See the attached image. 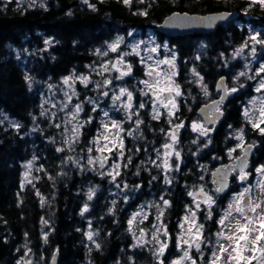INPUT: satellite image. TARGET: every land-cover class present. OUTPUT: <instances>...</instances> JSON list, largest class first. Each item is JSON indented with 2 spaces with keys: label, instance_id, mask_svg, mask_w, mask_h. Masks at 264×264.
<instances>
[{
  "label": "trees",
  "instance_id": "obj_1",
  "mask_svg": "<svg viewBox=\"0 0 264 264\" xmlns=\"http://www.w3.org/2000/svg\"><path fill=\"white\" fill-rule=\"evenodd\" d=\"M245 3L248 7L242 6L240 0H131L130 5L123 0H88V3L37 0L34 7H23L17 0H0V264H20L22 260L51 264L56 253L59 264H160L153 250L139 245L133 237L129 217L141 201L159 203L164 200L169 204L163 205V222L172 242L164 255L167 264L177 257L174 245L179 225L182 218L194 210V195L201 188L211 190L215 197L210 209L211 219H207V204L198 211L204 235L215 240V233L220 230L217 221L228 208L239 184L233 176L232 190L220 196L213 186L211 173L240 154L237 137L241 130L245 143L256 146L252 167L264 165V134L254 129L243 113L244 104L252 94L249 77L255 74L239 78L238 86L243 90L236 92L223 107L225 115L216 130L202 135L192 126L203 122L199 107L219 97L216 83L220 77L226 76L228 86L231 87V83L233 86L234 75L241 72L242 67L240 60H233L232 52L244 41L245 35L232 24L221 25L210 34L179 37L165 36L157 27L174 12L230 11L249 16L252 24L263 27L264 34V7ZM142 12L146 14H139ZM258 16L259 20L255 19ZM150 29L177 52L176 80L182 94L179 107L172 116L163 114L153 119L150 104L143 98L145 106L139 109L142 123L137 129V138L126 139L129 153L124 172L117 180L109 182L91 170H83L78 153L66 152L57 138L58 130L41 115V86L59 82L73 73L91 74L90 66L95 67L107 58L97 50L100 52L117 36L128 35L132 30L146 32ZM18 49L23 56L17 54ZM127 59L132 72L125 83L139 92L135 80L144 77V65L138 56ZM26 76L30 79L26 80ZM83 105L86 121L92 122L82 132L81 147L87 145L97 131L98 135L100 133L99 112L88 116L90 106ZM5 116L15 120L19 128L6 124ZM173 133L182 161L180 164L173 161L179 165L172 167L175 171L167 179L155 163L154 155ZM25 159L34 160L38 166L31 183L24 179ZM253 178L251 176V182ZM122 185L130 189L127 193L135 191L132 200L126 203L117 195L118 186ZM90 191L91 200L88 199ZM85 205L87 211H83ZM90 231L94 233L92 240L87 238ZM202 248L207 251L206 259L210 248Z\"/></svg>",
  "mask_w": 264,
  "mask_h": 264
},
{
  "label": "rangeland",
  "instance_id": "obj_2",
  "mask_svg": "<svg viewBox=\"0 0 264 264\" xmlns=\"http://www.w3.org/2000/svg\"><path fill=\"white\" fill-rule=\"evenodd\" d=\"M17 1L23 7H34V5L37 3V0H17ZM256 33L258 32L255 31L252 35ZM118 37L123 38L122 42L119 45L118 51L111 52L107 46L105 47V49L100 50L99 53H103L105 51L108 52V55L106 56L102 55L103 57H107V58L104 59L101 64L96 65L95 67L90 66V70L92 69L91 74L78 75L76 73H73L71 75L64 77V78L71 77V79L69 80V84L67 85L63 83L64 78H62L59 82L43 83L41 86L42 112L43 113L46 112L44 114V117L48 118L50 123L53 126H55V128L58 130L57 138L60 142H62L66 152L68 154H72V152L78 153L79 161L82 165L83 170H87V169L91 170L97 176L107 178L109 182L117 180V178L122 176L124 172L123 169L126 166L128 160L126 156L129 153V144L128 145L126 144V139L137 138V129L138 130L140 129V124L139 127H137V121L140 120H139V116L136 115V113L140 114L139 109L141 108L139 107V105L142 103L143 98L144 97L147 98V101L150 104L151 113L155 115L156 112H159V116L163 114L169 116L168 115L169 111H172L173 114L177 112L179 107L178 100L182 95L181 94L180 96H175V94L172 93L171 95L175 99L177 108L172 109L171 105H169V108H165L157 101L156 96L153 94V92L150 91L143 83H141V81L143 80H148L150 83H153L154 80L157 78L155 72L151 77L146 75L149 66L155 68L156 71H159L161 73L170 74L172 71L178 73L177 52L175 51L174 48L170 46L169 42H167L166 40L161 41L157 32L153 29H150L146 32L132 30L131 32H129L128 35L117 36L109 44L115 42ZM252 46L253 45L250 42L249 47L244 48L243 53L239 56L234 55V53L239 48L232 52L233 60H241L243 61V65L247 63L248 70L243 71L247 73L246 75H249L250 73L255 74L261 65V63L260 62L257 63V61L259 56L258 54L262 53L263 46L260 44L254 45V47L256 48V54L254 56L251 54ZM258 47L259 49H257ZM152 48H157V51L156 52L151 51ZM16 52L19 56H23L22 51L20 49H18ZM173 54H175L174 69H172L167 64H160L157 67V61L172 59ZM128 56H138L139 60L141 61V64L144 65V70H143L144 77L139 81L135 80L139 92L133 91L125 83L126 78L129 75L117 79L120 73L116 71V69L112 68V64H116L117 61L120 60L121 57H123V63L117 64V67L121 71H126L127 65L130 64L129 60L127 59ZM148 57H151V59H148ZM255 63H257V65L254 66V69H252V64ZM105 64H107L109 68L107 72L103 71V65ZM239 73L234 75L235 77L233 81V86L232 83H231V87L228 86L229 90L235 87L237 89L236 91L237 93L240 91L242 92L243 90V87L238 86L239 78L241 77L239 76ZM80 76H86L89 78V83L87 84V86H85V84L78 79V77ZM176 77L177 74L175 75V77H173V79L177 84ZM237 77L239 78L237 79ZM254 77L255 78L252 79V85H251L252 95L250 99L247 100V102L244 104L243 107V113L245 112L246 109L249 110L250 116H252V120H255L256 117L258 116V112H256L255 114L253 113H254V109L259 107V104L257 103L256 105H253L251 101L254 98L264 97V92L257 93L255 91V88L258 86V82L262 77H264L263 73H261L260 76L255 75ZM106 80H111V83L105 85ZM122 87H126L128 91H131L133 93L131 109L125 107V105L128 103L126 95L121 97L120 100L114 101L113 99V97L120 95L119 90ZM73 92L75 93V95H73ZM105 92L108 93L107 96L104 95ZM145 92H147L148 95H144L143 93ZM65 93H67V95H65ZM137 93L139 94L138 96L136 95ZM69 97H71L70 101H69ZM168 97H169L168 93H164L162 96V98L165 99V102H167ZM219 98L220 97H217L216 99ZM83 103L89 104L90 106V109L88 111V116L92 114H96L95 112H99L100 133L98 135V131L97 132L95 131L96 135H94L91 138V140L88 141L87 145L81 147L80 138L82 136V132L85 129V127L90 125V122H92V121L90 122L86 121L85 118L86 110ZM53 105H55V107H53ZM76 105H80L81 108V111H79L78 113L76 111ZM105 112L108 113L107 116L105 115ZM73 116H75V119H73ZM3 121L8 125H13V126L17 125V122L11 119L10 116H5L3 118ZM113 121L119 123L121 125V128L123 129V131L120 132V137L123 139V144H124V148L122 150L118 147L119 141H116L115 147L112 144V141L115 139V135L118 131L117 129L112 128ZM63 124H65V126ZM56 125H61V126L57 127ZM80 125H83V127H79ZM104 125H108L107 130L105 129ZM200 125L205 130L204 122L200 123ZM74 127L79 129L78 135L76 132L73 131ZM261 127H264V124H262ZM129 132H132V135H128ZM239 135L240 133L238 134V136ZM104 136H108L109 140L105 141L103 139ZM132 143L133 142H131V144ZM244 143H245V139L243 137L242 140L239 139L237 146L239 148H242ZM105 144H108V148H105L104 151L102 152L98 151V149L104 148ZM166 144L171 145V147L165 148L164 147L165 144H164L160 148H158L154 155V161L159 166L160 171L163 173V176L164 177L166 176L167 179H170L171 173L175 171V169H172V167L174 166L177 167L182 161V157H181L180 148L178 146L177 138L175 141H173L172 135L168 136V140ZM89 149H91V151H89ZM108 149H111V151H109ZM121 151L123 152V156L120 155ZM177 153H179L178 156ZM104 157H107V159L103 160ZM89 158H91L94 161L92 164L88 163ZM174 160L179 164L178 165L173 164ZM165 161H167V166H165ZM29 162H31L32 165L30 170L26 167V165H28ZM101 162L104 163L103 168L100 167ZM24 164H25L24 176L26 172L29 173L28 179L31 180L35 176V172L38 170V166L34 160H30L28 162H25ZM114 165H119V168H115ZM258 167L260 166H257L255 170ZM117 172L119 173V175H116ZM109 173H111V175H109ZM113 176H115V180H113L112 178ZM234 176H236V174H234ZM259 178H260L259 175L255 171V177L253 178V182L251 183L249 182L248 184L243 185V182L240 181V179H236L237 183L238 182L240 183L239 185L240 188L238 187V190L231 195L229 203L233 202V198L237 194L242 192L245 187H248L249 185H255L256 181ZM127 190L130 191V189H127L125 185L118 186L119 192H117V195L121 197L124 203L132 200L135 194L134 189H132L133 191L131 192V194L130 192L127 193ZM198 194L201 195L200 198L197 197ZM208 196H211L213 200L215 199L213 192L211 190H206L205 188H201L199 192L194 195L195 208L194 210H190L189 214L186 215L189 219L186 221L184 219L186 216H184L179 225V233L175 239V245H174L177 257L174 258L173 260L178 259L182 255V249L177 247L178 238L183 236L184 239H189V234L187 233V229L192 221V215H191L192 212L196 213V218H195L196 223L200 224L198 211L200 209H203L204 204H206L205 200ZM197 204H199V209L197 208ZM163 205H164L163 202L158 203L153 201H148V202L141 201V203L136 204V210H134L132 214H130L129 220H131L133 216H135V220L130 226V229L133 234V237L136 238L139 245L150 247L154 252L153 253L154 256L159 261L162 259L163 264H165L164 255L168 252L169 248H171L172 242L168 230H167L168 233L167 236L164 235V229L166 227L164 226V222H163V212H164L162 210V208L164 209ZM158 216L160 217L159 220H157ZM181 225H183V228H181ZM141 232H143L144 235H141ZM154 234L158 239H153ZM162 243H166L168 247L163 257H158L155 253L158 251ZM210 251L211 250L209 249L208 250L209 255H210ZM205 252L207 253V251ZM190 254L193 256V258H198L199 256V253H197L194 248L191 250ZM205 260H207V258ZM27 262L28 260H24V261L22 260L20 264H27ZM167 264H171V261ZM185 264H190V262H185ZM197 264H200L199 260H197Z\"/></svg>",
  "mask_w": 264,
  "mask_h": 264
},
{
  "label": "snow or ice",
  "instance_id": "obj_3",
  "mask_svg": "<svg viewBox=\"0 0 264 264\" xmlns=\"http://www.w3.org/2000/svg\"><path fill=\"white\" fill-rule=\"evenodd\" d=\"M85 3H88V0H84ZM123 2L126 5H130L131 0H123ZM143 2V0H141ZM260 4L261 7H264V0H250L251 4ZM90 7H93L92 5H89ZM142 15H145L146 12L139 13ZM230 15V14H228ZM175 19L177 21H181V18L178 14H174ZM225 19V15L220 16H213V17H203L198 18L195 21L192 18L185 16L182 18V23L185 26L191 25L192 23H202L206 27L211 28L214 26V24L218 20ZM173 17L168 18V22H172ZM260 33H256L254 35H250L247 40L244 41L241 48H239L234 55L239 56L243 53L244 48L249 47V44L253 45L251 47V54L254 56L256 54V48L254 45L260 44L264 46V39L259 38ZM123 38L118 37L115 42L108 44V49L111 52H117L119 49V45L122 42ZM46 44H50L51 41H45ZM151 51L156 52L157 48H152ZM98 54L100 55H108V52L105 51L103 53H99V50H97ZM138 54V53H137ZM199 58V57H197ZM148 59H151V57H148ZM123 63V57H121L120 60L117 61L116 64H112V68L116 69L120 73L119 77L117 79L123 78L126 75H130L132 72L131 65H127L126 71H121L117 64ZM160 64H167L172 69L175 68V54H173L172 59H165V60H159L157 61V67ZM247 67V65H246ZM109 70L108 65H103V71L107 72ZM155 72L156 79L153 83H150L148 80H143L141 83H143L150 91L153 92V94L156 96L157 101L163 105L165 108H169V105H171L172 109H176L177 105L175 102V99L172 97V93L175 94V96H180V86L175 83L173 77L177 74L175 71H172L170 74L161 73L159 71H156L155 68H152L149 66L148 71L146 75L149 77L153 76V73ZM194 74L195 69H193ZM261 73H264V64H261L259 69L256 71L255 75L260 76ZM246 72H240L239 76H245ZM198 75V74H197ZM239 77H237L238 79ZM255 77H249V79H254ZM26 80L30 79V77H25ZM71 77L64 78L63 83L69 84V80ZM78 79L87 86L89 83V78L86 76H80ZM201 82L203 78L201 77ZM111 80H106L105 85L110 84ZM120 95L113 97L114 101L120 100L121 97L125 96L127 97L128 103L125 105L126 108L131 109L132 108V100H133V93L131 91H128L126 87L120 88ZM205 94H207V86H204ZM232 92L237 91V89L234 87L231 89ZM255 91L257 93L264 92V77L260 79L258 82V86L255 88ZM164 93H168L169 97L167 99V102H165V99L162 98ZM144 95H148L147 92L143 93ZM228 94V90L225 88V95L221 96L219 101L214 102L215 105H219L223 102V100L226 98ZM67 95V93H65ZM73 95L75 93L73 92ZM105 96L108 95L107 92L104 93ZM71 100V97H69V101ZM251 103L253 105L259 104L258 108L254 109V113L258 112V116L255 120H252V116H250L249 110H245L244 115L245 117H248L250 122L252 123V127L254 129H258L261 134H264V127H261L262 124H264V97L254 98ZM145 105L141 103L139 105L140 108H143ZM55 107V105H53ZM76 111L77 113L81 111L80 105H76ZM45 113H41V115H44ZM222 114V113H221ZM105 115L107 116L108 113L105 112ZM138 115V113H136ZM168 115H173L172 111L168 112ZM130 118V117H129ZM159 118V112H156V114L153 116V119ZM73 119H75V116H73ZM90 122V121H89ZM142 123V121H137V127H139V124ZM59 127V125H56ZM183 125H178L177 127H182ZM17 128H19V125H16ZM79 127H83V125H80ZM105 129H108V125H104ZM193 130H199L202 135L206 134V131L203 129L201 125L193 124ZM112 128L117 129V133L115 135V139L112 141L113 146H116V141H119L118 147L122 150L124 148L123 139L120 137V132L123 131L121 128V125L117 123L116 121L112 122ZM74 132L79 133V129L74 127ZM128 135H132V132H129ZM103 139L105 141L109 140L108 136H104ZM173 141L176 140L175 133L172 134ZM237 139L242 140L243 139V130H241L240 135L237 137ZM165 148H170L171 145L165 144ZM105 148H108V144L104 145V148L98 149V151H104ZM111 151V149H108ZM57 151H63V149H57ZM91 151V149H89ZM232 151H235L233 149ZM247 152V150H246ZM121 156H123V152L120 153ZM179 153H177V156ZM107 157H104L103 160H106ZM244 163L241 165V174L239 176L240 181H246L248 179L249 173L244 171V168L246 165V157L244 158ZM94 161L89 158L88 163L92 164ZM131 162V157H129V163ZM31 162H29L26 167L30 170L31 169ZM165 166H167V161H165ZM100 167H104V163H100ZM115 168H119V165H114ZM256 173L259 175V179L256 181L255 185H249L248 187H245L242 192L237 194L233 198V202L229 203L228 208L223 212V215L221 218L217 221V223L221 226L220 230L215 233V240L212 239L211 236H205L204 235V225L196 223V213L192 212V221L190 226L187 229V233L189 234V239H184L183 236L178 238L177 247L182 249V255L176 259L171 261V264H185V262H190V264H197V260H199L200 264H264V165L258 167L256 170ZM29 173H25L24 179L27 183H31V180L28 179ZM111 175V173H109ZM116 175H119L117 172ZM113 180H115V176L112 177ZM23 187V185H22ZM221 189H217V191H220ZM203 191V190H201ZM39 195V193H37ZM191 195V193H189ZM93 196V193L90 191L88 199L91 200ZM163 200V197H161ZM43 203V199L41 201ZM163 203L165 205L169 204V201L164 200ZM205 203L207 204L209 211L207 214V219L212 218V212L211 207L215 203L213 198L211 196H208L205 200ZM197 208L199 209V204H197ZM87 205H85L83 211H87ZM83 214V213H82ZM162 215V213H161ZM160 217H157V220H159ZM186 221L189 219L187 216L184 218ZM135 220V216L131 220H129V225L131 226L133 221ZM44 223H47L46 221ZM181 228H183V225H181ZM167 229H164V235L167 236ZM94 233L91 231L87 233V238L89 240L93 239ZM141 235H144L143 232H141ZM45 240H47V235H45ZM153 239H158L155 234L153 235ZM202 245L205 247L210 248V255L208 256L207 260H205L204 256V250L202 248ZM97 248L100 246L97 244ZM168 245L166 243H162L158 249V251L155 253L158 257H163ZM195 249L197 253H199L198 258H193V256L190 254L192 249ZM19 264V262H18ZM27 264H31V262H27ZM160 264H163V260H160Z\"/></svg>",
  "mask_w": 264,
  "mask_h": 264
},
{
  "label": "water",
  "instance_id": "obj_4",
  "mask_svg": "<svg viewBox=\"0 0 264 264\" xmlns=\"http://www.w3.org/2000/svg\"><path fill=\"white\" fill-rule=\"evenodd\" d=\"M174 14H178L179 17L181 18V21L182 18L185 16V14L187 15V17L192 18L194 21L198 18L213 17L220 15H225V19L218 20L211 28L206 27L202 23H195V22L192 23L191 25L185 26L181 21H177L175 19ZM240 16H241L240 12H230V11H218L207 14H191L188 12H174L169 16H167L163 20V22L160 25H158L157 29L161 34L169 35L173 37L187 36L189 34H207V33L215 32L223 24L237 21L240 18ZM169 17H173L172 22H168ZM216 88L221 92L220 98L221 96L225 95V88L228 90V94L226 98L223 100V102L220 103L219 105H215L214 102L219 101L220 100L219 98L209 103L201 105L198 109V114L203 118L205 124L209 127H213L214 129H216L221 124L224 118L225 113L224 110L221 109L222 106L226 105L229 99L232 98L234 95V92H232L228 88L226 76H222L218 79L216 83ZM255 151H256V146L254 144H246L243 147L241 154L237 156L234 161L228 162L226 164H220L213 170L211 174V180L213 186L216 189H221L220 191H218L220 195H224L230 190L232 184V175L237 171L241 172L240 170L241 165L245 162L244 161L245 157H246L247 166L244 168V171L247 169V167L250 165L253 159ZM200 197L201 195L199 194L198 198ZM52 264H59L58 253L54 255L52 259Z\"/></svg>",
  "mask_w": 264,
  "mask_h": 264
},
{
  "label": "flooded vegetation",
  "instance_id": "obj_5",
  "mask_svg": "<svg viewBox=\"0 0 264 264\" xmlns=\"http://www.w3.org/2000/svg\"><path fill=\"white\" fill-rule=\"evenodd\" d=\"M240 1H241V3H242V6L245 5L244 7H248V4L245 3V1L250 2V0H240ZM257 4H258V3H257ZM255 19H258V20H259V16L256 17ZM250 20H251V19H250L249 16H247V15H246V16H242V15H241V18H240L239 21H237V22H232V23H228V24H232L233 26L236 25V26L238 27V29H239L241 32L244 33V35H245V39H244V41L247 40L248 37H249L250 35H252L255 31H257L258 33H260V37H259V38L264 39V38L262 37V34H263V33H262V29H263V27H262L261 25H257V26H256V25L252 24ZM225 25H227V24H225ZM250 27H251V28H250ZM250 29H251V30H250ZM244 41L241 43L240 46L236 47V49H234V50H237L238 48H240V47L243 45ZM257 49H259V47H258ZM258 55H259V56H258V61H257V63L260 62L261 64H264V46H263V49H262V53H259ZM240 61H241V60H240ZM257 63L252 64V69H254V66H256ZM240 65H241V67H242V69L240 70L241 72L244 71V70H245V71L248 70V68L246 67L247 63H246L245 65H243V61H241V62H240ZM206 130H208V129H206ZM209 130H210V129H209ZM246 172L249 173V176H250V177L253 176L252 174H255V171L253 172L252 169H247ZM235 174H236V176H237L236 178L239 179V176H240L241 173H240V172H237V173H235ZM249 180H250V179H249ZM249 180H248L247 182L243 183V184H248Z\"/></svg>",
  "mask_w": 264,
  "mask_h": 264
},
{
  "label": "bare ground",
  "instance_id": "obj_6",
  "mask_svg": "<svg viewBox=\"0 0 264 264\" xmlns=\"http://www.w3.org/2000/svg\"><path fill=\"white\" fill-rule=\"evenodd\" d=\"M212 33H213V32H212ZM262 33H263V32H262ZM209 34H210V33H209ZM263 35H264V34H263ZM263 35H262V36H263ZM177 37H179V36H177ZM234 38H236V37H234ZM240 38H241V37H240ZM263 38H264V37H263ZM230 39H231V38H230ZM232 39H233V38H232ZM238 39H239V38H238ZM235 40H237V39H235ZM235 40H234V41H235ZM234 41H233V42H234ZM233 42H232V43H233ZM240 42H241V40H240ZM236 45H237V44H236ZM240 45H241V43H240ZM240 45H239V46H240ZM46 94H47V93H46ZM51 94H52V93H51ZM46 96H47V95H46ZM57 97H58V96H57ZM58 98H59V97H58ZM47 101H49V100H47ZM51 102H52V100H51ZM38 104H39V103H38ZM46 104H47V103H46ZM19 107H20V106H19ZM39 107H40V106H39ZM46 107H47V105H46ZM37 108H38V107H37ZM28 109H29V108H28ZM52 110H53V109H52ZM20 111H21V110H20ZM21 113H22V112H21ZM29 113H31V112H29ZM45 113H46V112H45ZM60 113H61V112H60ZM25 114H26V113H25ZM62 115H63V114H62ZM62 115H61V116H62ZM51 116H52V115H51ZM48 120H49V119H48ZM57 120H58V119H57ZM64 120H65V119H64ZM55 121H56V120H55ZM59 121H60V120H59ZM65 121H66V120H65ZM63 122H64V121H63ZM57 123H58V122H57ZM58 124H59V123H58ZM25 125H26V124H25ZM25 125H24V126H25ZM63 125L65 126V124H63ZM60 126H61V125H59V127H60ZM23 128H24V127H23ZM62 132H63V131H62ZM153 134H154V133H153ZM153 134H151V135H153ZM0 135H1V134H0ZM22 135H24V134H22ZM155 136H156V135H155ZM161 136H162V135H161ZM3 137H4V136H3ZM150 137H151V136H150ZM5 138H6V137H5ZM7 138H8V137H7ZM158 138H159V137H158ZM26 139H27V138H26ZM148 139H149V138H148ZM4 140H5V139H4ZM17 140H18V139H17ZM23 140H24V139H23ZM159 140H160V139H159ZM162 140H163V139H162ZM164 141H165V140H164ZM14 142H15V141H14ZM26 142H27V141H26ZM157 142H158V141H157ZM0 143H1V142H0ZM152 143H153V142H152ZM152 143H151V144H152ZM160 144H164V143H160ZM155 145H156V143H155ZM3 146H4V145H3ZM10 146H11V145H10ZM15 146H16V145H15ZM156 146H158V145H156ZM160 146H161V145H160ZM7 147H8V146H7ZM158 147H159V146H158ZM7 149H8V148H7ZM10 149H11V148H10ZM1 151H3V150H1ZM8 154H9V153H8ZM25 154H26V153H25ZM6 155H7V154H6ZM31 156H32V155H31ZM15 157H16V156H15ZM8 159H9V158H8ZM3 160H4V159H3ZM6 160H7V159H6ZM4 161H5V160H4ZM8 161H10V160H8ZM25 161H26V159H25ZM22 162H23V161H22ZM26 162H27V161H26ZM11 163H12V162H11ZM24 165H25V164H24ZM3 166H4V165H3ZM20 167H21V166H20ZM4 169H5V167H4ZM23 169H24V168H22V170H23ZM13 170H14V169H13ZM2 171H3V170H2ZM10 172H11V171H10ZM14 172H15V171H14ZM12 173H13V172H12ZM7 175H8V174H7ZM11 176H15V175H12V174H11ZM19 180H20V179H19ZM9 181H10V180H9ZM13 182H15V181H13ZM238 183H239V182H238ZM248 183H249V182H248ZM7 184H8V182H7ZM239 184H240V183H239ZM2 185H3V184H2ZM243 185H244V184H243ZM11 186H12V185H11ZM232 187H233V186H232ZM1 188H2V187H1ZM239 188H240V187H239ZM8 189H9V187H8ZM237 189H238V188H237ZM1 190H2V189H1ZM16 190H17V189H16ZM230 190H232V189H230ZM239 190H240V189H239ZM19 194H20V193H19ZM16 195H17V193H16ZM75 201H76V200H75ZM73 202H74V201H73ZM174 207H175V206H174ZM175 209H176V208H175ZM169 211H170V210H169ZM175 211H177V209H176ZM175 211H173V212H175ZM173 212H172V213H173ZM170 213H171V212H170ZM170 213H169V214H170ZM165 214H167V213H165ZM169 214H168V215H169ZM166 216H167V215H166ZM169 216H170V215H169ZM164 217H165V216H164ZM171 217H172V216H171ZM165 218H168V217H165ZM1 263H2V262H1ZM51 264H52V262H51Z\"/></svg>",
  "mask_w": 264,
  "mask_h": 264
}]
</instances>
